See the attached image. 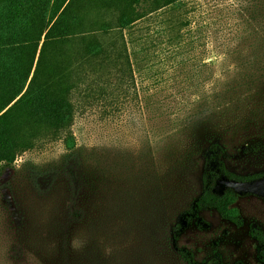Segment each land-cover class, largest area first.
Segmentation results:
<instances>
[{"label": "rangeland", "instance_id": "rangeland-1", "mask_svg": "<svg viewBox=\"0 0 264 264\" xmlns=\"http://www.w3.org/2000/svg\"><path fill=\"white\" fill-rule=\"evenodd\" d=\"M98 37L106 56L80 66L68 128L0 163V264H185L178 248L264 264L250 236L264 178L218 181L240 226L186 213L210 144L231 172L264 170V0H180Z\"/></svg>", "mask_w": 264, "mask_h": 264}, {"label": "trees", "instance_id": "trees-1", "mask_svg": "<svg viewBox=\"0 0 264 264\" xmlns=\"http://www.w3.org/2000/svg\"><path fill=\"white\" fill-rule=\"evenodd\" d=\"M178 1L0 0V163H12L37 138L68 128L73 117L70 94L77 86L80 66L106 56L98 33L121 32ZM123 50L119 57H124ZM223 156L217 143L205 150L201 194L186 213L215 210L240 226L242 218L231 207L238 194L229 186L218 191V181L253 182L264 178V170L236 174L226 168ZM181 227L174 225V239ZM250 236L264 260L263 229L251 225ZM177 252L185 264H220L216 259L199 263L187 249Z\"/></svg>", "mask_w": 264, "mask_h": 264}, {"label": "flooded vegetation", "instance_id": "flooded-vegetation-1", "mask_svg": "<svg viewBox=\"0 0 264 264\" xmlns=\"http://www.w3.org/2000/svg\"><path fill=\"white\" fill-rule=\"evenodd\" d=\"M256 246H257V245H256ZM257 257H258V255H257ZM258 259L261 260V261H264V260L260 259L259 257H258Z\"/></svg>", "mask_w": 264, "mask_h": 264}]
</instances>
